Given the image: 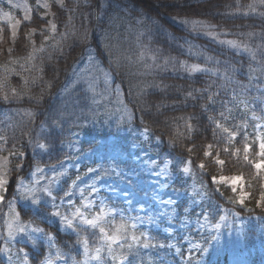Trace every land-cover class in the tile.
Instances as JSON below:
<instances>
[{
  "label": "trees",
  "instance_id": "trees-1",
  "mask_svg": "<svg viewBox=\"0 0 264 264\" xmlns=\"http://www.w3.org/2000/svg\"><path fill=\"white\" fill-rule=\"evenodd\" d=\"M167 2L178 4L180 7L173 9L171 5H168L167 11L173 12L172 15H167L164 7L147 9L138 3H129V0H111L110 4L108 0L68 2L64 9L53 7L57 25L56 33L44 32L43 35L39 33L34 40H31L27 37L30 26L39 29L42 25L37 15L36 4L32 1L33 20L23 26L11 52L7 49L9 33L5 28L4 39L0 43V136H4L5 140H0V154L9 155L10 169L20 162L12 155L13 145L20 151H27L30 156V160L25 162L26 167L22 171L12 172L11 179L15 180L19 177L29 179L37 167L51 165L62 159L65 153L60 149V143L65 139L63 131L67 125L82 121L81 117L85 112L88 114L91 112V101L78 84H72L74 86L72 90L64 94L72 86L68 85L71 84L70 78L74 66L83 59L82 54L86 56V52L91 50L101 70L108 73L112 83L120 88L123 103L130 113L129 125L148 129L151 138L146 143L149 150L158 156L160 161L170 158L173 161L174 171L184 164L185 158L192 161L193 177L203 185L208 197L205 206L211 213H214V209H218L219 206H227L236 209L244 216L256 214L264 218V202L261 200V194L264 193V170L257 171L253 165L243 159L244 144L253 142L256 138L253 134H248L247 130L235 129V127L238 135L230 139H224L216 133L213 135L211 131L204 132L197 121L211 128L213 126L205 119V116H217V112L202 113L201 105L207 104V99H201L198 93H193L197 97L195 100L185 99L188 91L205 88L210 83L211 90L217 91L223 81L203 72L173 71L171 60L175 57L177 66L180 61H186L189 65L212 67L213 65L205 64L203 57L197 59L187 54V48L192 45L193 51L202 50L222 62H229L238 69L234 79L247 85L250 76L264 75L259 71L261 63H264V55L261 54L264 50V38L261 37V33H264V18L253 13L244 14L247 11L246 5L252 3V0H187V5L196 7L186 6L185 0H167ZM0 5L5 9L11 8L1 0ZM129 10L132 11L133 17H138L141 13L150 16L152 23L144 19L143 24H136L132 18L128 17ZM259 11H264V8ZM42 12L43 9L40 8L39 14ZM184 19L202 20L216 25L215 31L228 33L221 34L220 39L236 40L241 45L247 44L257 52L256 60H252L247 52L220 45L215 39L204 34V30L193 32L189 25L180 22ZM155 24L161 26L162 33H157ZM149 28L156 34L149 35ZM66 31H74L76 36L69 37L61 55L54 51L51 45L56 40H60V34ZM85 32L89 34V38L81 42L79 37ZM141 32L145 35L140 36ZM249 32L256 35L249 37L247 35ZM45 36L49 39L45 40ZM138 36H140L139 42ZM106 45L111 46V60ZM141 45H147V49ZM41 47L45 51L41 52L39 50ZM158 48L161 50L160 53L155 51ZM141 51L145 52V61H139ZM49 53L52 56L50 60ZM151 55H157V63L160 65L168 59L167 70L147 68V64H152L151 59L148 58ZM117 56L120 57L119 67L112 62ZM250 69H256V71L250 72ZM76 87H78L77 92L83 94V97H77L74 89ZM230 87L235 88L237 93L235 107H233L234 116H237L242 103L247 105L239 113L243 120L247 111H258L259 101L255 99L257 93L241 94L238 86ZM4 95L10 97L9 101H4ZM226 98L223 93L219 97V99ZM219 107V104L215 106L216 109ZM29 111L34 113V116H27L26 113ZM191 117L196 119H190ZM234 121L221 120L220 123L230 127ZM186 123H191L194 128L203 132L196 137L195 143L198 147L190 156L187 155L186 149L192 147V142L183 137L177 139V134L180 132L188 135ZM30 134L37 136L39 142L48 145L47 149H37L28 145L27 140ZM245 136L247 141L244 139ZM172 139H177V146L169 142ZM94 144L95 142L84 141L83 150ZM208 145H212V154L205 156L203 153L208 150ZM237 148L241 149L239 154L236 153ZM253 149L254 152L248 155L257 162L259 157L254 153L258 151V145L254 143ZM215 154L226 161L223 166L217 165L214 160ZM201 163L205 165V168H199ZM85 170L86 167H83L79 172H71L62 186V194L68 190L73 180L85 173ZM229 173L241 174L245 179L247 197L243 204L239 203L238 193L232 188L215 183L211 179V177ZM175 186L182 187L183 184H180L178 180ZM6 205L7 199L0 206V231L5 224V214L8 210ZM17 210L22 219H29L32 223L42 226L46 236L51 233L54 235V241L50 245L42 240H33L34 246L38 249L28 247L31 264H39L47 254H55L54 246L60 248L69 258L68 263L76 262L78 238L75 233L60 230L59 224L49 223L42 212H32L21 205L17 206ZM43 211L49 212L46 207H43ZM217 217L218 213L215 218ZM255 229V223L245 227L248 240L250 236H253ZM89 231L97 230L89 229ZM195 236L198 234L195 233ZM168 241L169 237L161 231H154L150 243L156 246L142 252L145 261H149V264H167L160 255L167 253ZM79 252L77 259L83 257L82 247ZM181 255L184 259L185 252L183 251ZM199 255L200 253L196 254L185 263L177 257L171 258L176 261V264H198ZM250 259L251 264H257L264 259V253H255Z\"/></svg>",
  "mask_w": 264,
  "mask_h": 264
},
{
  "label": "rangeland",
  "instance_id": "rangeland-1",
  "mask_svg": "<svg viewBox=\"0 0 264 264\" xmlns=\"http://www.w3.org/2000/svg\"><path fill=\"white\" fill-rule=\"evenodd\" d=\"M1 1L6 2L11 8L5 9L0 5V43L3 42L6 28L9 33L7 49L12 50L23 26L32 22L34 15L32 1L37 4V0H12L13 4L21 5L18 8H13L8 3V0ZM78 1L87 2L88 0H64L62 9L65 8L68 2ZM40 2L42 4L44 0H40ZM48 2L53 7L61 9L60 0H48ZM25 4L28 5L31 11L25 12L23 7ZM53 7L50 10L41 7L43 12L40 15L42 16L47 12V20L55 23ZM5 12H9L11 14L10 17H5ZM26 14L29 16L28 20H24ZM16 20H20L21 24L17 25L16 37L13 39L11 25ZM41 27L47 29L45 32L53 34L50 31V24L44 25L42 22ZM31 28L34 27L30 26L29 30ZM39 33L38 29L32 35L31 40H34ZM88 51L92 53L91 50ZM88 67L86 59L80 60L74 66L70 78L71 84L68 86L78 84L82 88L91 101V112L89 114L85 112L81 117L82 121L67 125L65 131H63L65 139L60 143V149L64 150L65 153L61 160L51 165L40 166L44 169V173L35 174V169L29 179L21 178L28 186H31L32 182H36L37 195L26 198L21 193H14V199L10 202L13 212L20 222L41 229L40 232L35 233L28 229L15 234L12 245H9L13 255L11 264H16L14 255L16 249L21 250V255L25 258V264H31L28 247L34 250L38 249L34 246L33 240H42L48 245L54 241V235L51 233L46 236L42 226L32 223L29 219H22L17 206L21 205L32 212H42L49 223L57 222L60 230L68 233L73 232L71 229L64 227L61 218L53 215V212L61 202L66 210L70 212L71 208L68 207V198L76 201L77 206H79L82 203L80 200L81 189L84 190L86 196L96 200L97 203L100 200H104L110 206H114L117 211L126 209V215H141L145 216V218L148 216L150 224H138L136 234L148 232L152 239L153 231H162L170 236L167 245V253L169 254L172 253L175 256H179L183 248L181 246L182 243L186 246L187 258L201 252L200 264H250L249 255L252 252H264V218L260 219L256 215L244 216L239 211L227 206H219L218 209H214V213L203 207V203L208 197L203 185L194 179L191 164L180 165L179 169L174 171L171 159L160 161L156 155L151 153L146 143L150 138H146L145 128L140 129L129 125L130 113L123 103L121 90L112 83L113 81L109 74L107 82H105L104 73L106 72L101 70L99 62L95 59V63L88 73L90 77L95 76L93 87L89 86L87 80L79 78V74ZM73 85L64 94L70 92L72 87H74ZM77 88L74 89L76 90ZM75 94L77 97H83V94L78 93L77 90ZM245 106L247 105L241 104L240 110L237 111V119L230 127L224 126L234 130L236 125L246 124L247 127L244 130H247L248 134H253L256 138L255 134L263 131L264 128H255L253 124L264 125V112L259 111V108L258 111H247V115L243 120L240 118L239 113ZM253 112L261 117L259 121L250 119ZM215 133L218 136H223L224 139H230L228 133L223 132L222 129H215ZM84 141H96V143L83 150L82 143ZM212 150V148L208 147L206 152L212 153ZM5 158H7L6 161ZM218 158L221 159L218 155L214 157L215 162ZM9 162V155L0 154V173L10 170ZM165 165H168L166 181L157 179L160 173L155 172L154 169L163 168ZM183 166L189 167V173L183 171ZM83 167H86L85 173L73 180L68 190L62 194V186L71 175V172H79ZM53 175L56 176L57 181L51 184L46 183ZM234 176L243 177L241 174L229 173L215 176V180H212L215 183L229 186L237 192L240 203L242 196L244 201L247 197L245 179L243 177V183L233 187L230 178ZM220 177L229 179L221 181ZM178 180L180 184H183L182 187L175 186ZM92 186H95L98 194L90 192ZM168 201H171V203H167ZM2 203L0 202V206ZM181 203L184 205L183 210L180 209ZM43 207L48 208L49 212L43 211ZM194 209H197L196 213L192 212ZM60 210L64 211L63 208ZM98 210L86 209L85 212L91 218ZM216 213H218V217L215 219ZM14 214H10L9 210H7L5 222L13 219ZM116 222H120L118 215L116 216ZM254 222L258 226L253 236H250L248 240L245 234V227ZM217 224H219V227H216ZM129 230L131 231V229ZM191 230L198 232L199 236H194ZM0 232L5 236L7 235L6 223ZM206 239H209L208 242H206ZM23 245H26V247ZM194 245H199L200 247L195 248L193 247ZM3 247L4 245L0 243V264H10L8 254L2 251ZM90 247H95L91 240ZM51 254H47L40 264H46ZM161 257L163 258L164 256ZM168 263L174 262L169 259ZM53 264H66V262L62 259H57L55 254H53ZM68 264H76V262ZM90 264H99V262L93 260ZM259 264H264V261Z\"/></svg>",
  "mask_w": 264,
  "mask_h": 264
},
{
  "label": "snow or ice",
  "instance_id": "snow-or-ice-1",
  "mask_svg": "<svg viewBox=\"0 0 264 264\" xmlns=\"http://www.w3.org/2000/svg\"><path fill=\"white\" fill-rule=\"evenodd\" d=\"M8 3L13 8H18L21 5L13 4L12 0H8ZM108 3H111V0H108ZM129 3H138L142 5L143 7L147 9H154L159 7H164L166 9L167 15H172L173 11H167V6L171 5L173 9H176L180 7L178 4H169L167 0H129ZM185 5H187V0H185ZM25 12L31 11V9L28 7L27 4L23 5ZM50 10L53 5L48 2V0H44V2L41 4L40 0H37L36 4V10L37 15L39 19L43 22L44 25L50 24V31L52 33H56L57 25L55 23H52L51 21L47 20L48 13L45 12L44 15L39 14L40 8ZM60 7H64V0H60ZM127 7V6H125ZM189 7H196L195 5H191ZM264 8V0H252V3H249L246 5L247 11L244 13L247 15L248 13H253L259 16L260 18H264V11H259V9ZM5 17H10L9 12L4 13ZM128 17L132 18L133 21L140 25L144 23V19H147L148 21H151L152 18L150 16H146L143 13L139 14L138 17H133L132 11H127ZM175 19V17H173ZM29 16L26 14L24 17V20H28ZM184 25H189L191 27V30L193 32H199L200 30H204V34L207 36L215 39L217 43L220 45L228 46L231 49H236L240 51L247 52L252 60H256L257 52L252 48L249 47L247 44L241 45L236 40H222L220 39V35H227L228 33H218L214 29L216 28V25L209 24L202 20H188L184 19L180 21ZM21 24L20 20H16L15 23L11 25L12 27V37L15 39L16 37V28L17 25ZM147 27V25H144ZM39 27V26H38ZM67 27V25H66ZM155 28L158 30L157 33H162V28L159 24H155ZM38 28L34 27L29 30L27 33L29 39H31L32 35L37 32ZM47 29L44 27H39L40 34L43 35L44 32ZM149 35H155L156 33H152L151 29H148ZM145 35L144 32L140 33V36ZM249 37H252L256 35L255 33L249 32L247 34ZM61 39L56 40L54 44L51 45V48L63 55V48L64 44L68 41L69 37H75L76 33L74 31H66L64 33L60 34ZM140 36H138V42L140 39ZM261 37L264 38V33H261ZM45 40L49 39L48 36L44 37ZM89 38V34L85 32L79 39L81 42L86 41ZM174 39V37H173ZM187 43V42H186ZM141 47L147 49V45H141ZM181 47H183L181 45ZM192 45H189L187 48V54L191 56L197 57V59L203 57L204 62L206 65L210 64L213 65L212 67H201L199 64H191L189 65L186 61H180L179 65L177 66L175 60V57H172V68L173 71H184L188 73L193 72H203L211 77H217L223 81L218 86L217 91H212V84L210 83L207 87L202 89H193L191 91L187 92V95L185 99L191 98L195 100L197 97L193 94L198 93L200 95L201 99H207V104L201 105V112L207 113L209 111H215L217 112V116H205V119L209 122H211V125L213 127H206L201 121H197V123L200 124V127L203 129L204 132L211 131L213 135H215V129H222L223 132L228 133L230 138H235L238 135V131L235 129L243 130L247 127L246 124H240L236 125L234 130H230L229 128L225 127L224 124L220 123L221 120L225 122L234 121L237 119V116L233 115V107H235V100L237 93L235 91V88L230 87L232 85L238 86L241 89V94L248 93L251 94L253 92L257 93L258 95L255 96V99L259 101V111L264 112V100L261 99V97H264V75L262 76H255L252 75L249 77V83L247 85L241 83L239 80L234 79L235 73L238 71L234 66H232L227 61H220L216 57L212 55H208L206 52L202 50L193 51ZM41 52L45 51L43 47L39 49ZM106 50L109 51V58L111 60L112 57V51L111 46L106 45ZM11 52V49L8 50ZM156 53H160L161 50L158 48L155 50ZM261 54L264 55V50L261 51ZM81 58L86 59L88 61L89 67L85 69L84 72L79 74L80 79L87 80L90 87H93L95 84V76H89L88 73L91 71V67L95 63V57L92 55L90 51H88L87 56L85 57L83 54ZM151 59L152 64H147L146 67L149 69L152 68H159L162 71L167 70V66L169 64V60L165 59L164 64L160 65L157 63V55H151L148 57ZM48 59H52L51 53H49ZM145 52L141 51L139 55V61H145ZM117 65V67L120 66V57L117 56L115 61H112ZM111 67V64H110ZM221 67H223V71H221ZM256 69H250V72H255ZM259 71L264 74V63H261ZM75 74V73H74ZM105 76V82H107L108 73H104ZM215 81H213L214 83ZM51 85H49L50 87ZM167 87V86H165ZM222 93L227 97L226 99H219V97L222 95ZM230 93V95H229ZM4 101H9L10 97L8 95L3 96ZM219 104V109H216L215 106ZM232 105V107H230ZM27 116L32 117L34 116V113L27 112ZM243 118V117H240ZM190 119H196L195 117H191ZM252 121H259L261 117L257 116L255 112H253L252 116L250 117ZM57 123V121H55ZM186 130L188 135H185V133L180 132L177 134V139L180 137H183L184 139L190 140L192 142V147H189L186 149L187 155H192L194 150L198 147L195 143L196 137L203 134V132L198 129L194 128L191 123L185 124ZM253 127L255 128H264V125H261L259 123L253 124ZM144 133L146 138H151L148 134V129H144ZM256 139L253 142H246L244 144V161H246L248 164H251L254 166V168L257 171L264 170V131L258 132L255 134ZM157 139H160V137H156ZM177 139H172L169 142L172 143L173 146H177ZM245 141H247V136L244 137ZM0 140H5L4 136H0ZM258 145V151H256L254 154L259 157V162H255L250 158L248 155L249 153H253V144ZM28 145H32L34 148L37 149H47L48 145L45 143L39 142V139L35 135H29V138L27 140ZM209 148L212 147V145H208ZM13 153L20 162L17 163L14 168L0 173V202H3L7 199V208L9 210L10 214H14L12 210V205L9 203V201H12L14 199L13 193H21L24 197H35L37 195L38 189L35 186L36 182H32L31 186L26 185L23 179L20 177L17 179H10L11 173L15 172L17 170L22 171L26 164L25 162L30 160L29 153L27 151H20L19 149H16L15 145H13ZM241 149L237 148L236 153L239 154ZM205 156H210L211 152H204ZM7 158H5V161ZM192 163L191 160L184 159V164L190 165ZM216 163L218 165L223 166L226 161L222 159H217ZM199 168L203 169L205 168V165L201 163L199 165ZM155 172L160 173V175L157 177V179H164L166 181L167 176L166 173L168 171V165H165L163 168H155ZM183 171L185 173H189L190 169L187 166H183ZM36 173H44V169L41 167H37L35 170ZM107 174V173H106ZM211 179L215 180V177H211ZM229 178L227 177H220L221 181H225ZM233 184V187H235L237 184L243 183V177L242 176H234L230 178ZM57 178L55 175H53L49 181L46 183L51 184L53 182H56ZM40 182V181H39ZM41 183V182H40ZM90 192L92 194H98V190L95 188V186H92L90 189ZM80 200L82 203H80L79 206H77L76 201H72L70 198H68V207L71 208V211H67L64 204L61 202L56 206V210L53 212V215L59 216L61 218L62 224L67 229H71L73 233L78 238V243L76 244V247L78 248V254L75 255L76 264H90L91 261L95 260L98 261L99 264H149V261H145L144 256L142 255V252L144 250H148L150 248H153L156 246V244L150 243L151 237L148 232H141L139 235L136 234V229L138 224H144L148 223L150 224L149 217L145 218V216H137V215H126L127 210L121 209L117 211L114 206H110L109 203H107L104 200H100L99 203L96 202V200L89 198L85 195V192L83 189L80 190ZM261 200L264 202V193L261 194ZM244 197L242 196L240 198V203L243 204ZM167 203H171V201H168ZM63 208L64 211L62 212L60 209ZM91 210V209H99L92 215L91 218L86 214L85 210ZM143 213H145L142 210ZM119 216L120 222H116V216ZM7 235L5 236L2 232H0V243L4 245L2 248V251L5 254H8V260L11 264L13 260V255L11 254L12 250L9 247V245H12V241L14 240L15 234L20 231L31 229L34 233L40 232L41 229L39 227H33L32 225L23 224L20 222L15 214L14 218L7 220ZM216 227H219V224L216 225ZM89 229L97 230V231H89ZM131 229V231L129 230ZM86 233V234H85ZM85 234V235H82ZM51 239V238H50ZM90 240L95 247H90ZM82 247L83 249V259H77L76 256L80 254L79 249ZM193 247L199 248V245H194ZM55 250V257L57 259H62L68 264L69 258L64 255V252L54 246ZM179 251V249H177ZM16 257V264H25V258L21 255V250L16 249L14 253ZM46 264H53V253L49 256L48 261Z\"/></svg>",
  "mask_w": 264,
  "mask_h": 264
}]
</instances>
